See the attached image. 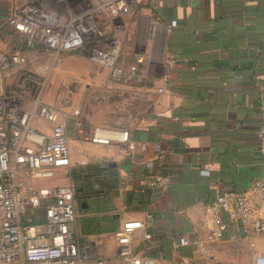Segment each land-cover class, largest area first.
Listing matches in <instances>:
<instances>
[{
	"label": "crops",
	"instance_id": "1",
	"mask_svg": "<svg viewBox=\"0 0 264 264\" xmlns=\"http://www.w3.org/2000/svg\"><path fill=\"white\" fill-rule=\"evenodd\" d=\"M29 1L0 0V51L35 49L10 30L7 20ZM148 7L159 24L143 17L149 41L137 82H111L106 71L96 78L101 101L125 105L129 111L124 115L133 119L125 130L116 128L128 133L127 145L111 143L97 150L98 164H115L120 180L111 210L86 212L85 217L100 218L101 232L83 240L77 236L110 259L114 232L150 212L147 230L133 236V250L155 264L180 259L196 264L198 254L210 248L203 206L232 189L249 193L264 173L257 139L264 104V48L257 41L264 32V0H150ZM7 77L0 78L1 86ZM123 117L116 114L113 125L120 126ZM148 175L169 178V184L137 192ZM250 202L254 223L264 213L252 196ZM252 223L247 235L229 240L233 232L228 228L214 244L264 240ZM145 232L151 241L143 240ZM178 237L187 238L189 246L174 249Z\"/></svg>",
	"mask_w": 264,
	"mask_h": 264
},
{
	"label": "built area",
	"instance_id": "2",
	"mask_svg": "<svg viewBox=\"0 0 264 264\" xmlns=\"http://www.w3.org/2000/svg\"><path fill=\"white\" fill-rule=\"evenodd\" d=\"M143 0H30L9 16L8 27L46 52H74L106 70L112 81L128 84L135 79L142 57L127 72L120 65L122 43L117 19L127 16ZM27 64L23 54L0 51V78L21 72ZM24 82L28 81L23 78ZM35 93V91H34ZM31 92L24 97L6 95L0 83V264H155L133 250V236L146 231L152 221H125L114 232L115 253L105 258L91 243L80 244L71 184L36 188L34 183L68 172L70 147L65 122L55 108L41 104ZM35 124L46 126V130ZM258 151L264 157V104L257 130ZM90 142L128 144V133L96 127ZM169 178L148 175L137 192L168 186ZM251 196L264 213V173L249 193L235 189L202 208L206 241L224 239L228 228L235 240L248 234L252 223ZM42 212L43 222L33 225L29 216ZM264 237V217L252 223ZM143 240L151 235L145 232ZM189 246L178 237L174 249ZM147 249H150L148 247ZM264 264V260L261 261ZM174 264H194L180 259Z\"/></svg>",
	"mask_w": 264,
	"mask_h": 264
},
{
	"label": "rangeland",
	"instance_id": "3",
	"mask_svg": "<svg viewBox=\"0 0 264 264\" xmlns=\"http://www.w3.org/2000/svg\"><path fill=\"white\" fill-rule=\"evenodd\" d=\"M149 3L150 0H143L127 16L115 21L120 28L118 36L122 43L120 65L125 72L135 65V58L147 54L149 40L143 32L146 30L147 20H143V17H149L148 23L159 24L148 10ZM22 54L27 64L21 72L12 73L2 80L4 93L24 97L35 91L34 94L41 104L59 111L61 119L66 124L70 147L68 172L58 170L53 179L36 182L34 186L41 188L71 184L68 175L71 169L85 164H98L101 153L97 150L111 147V143L101 145L90 142L91 132L96 127L125 130L127 121L133 118L131 115L130 117L124 115L129 111L125 105L111 99L105 103L101 101L96 78L101 77L106 70L95 66L79 54L46 52L38 46L31 50L25 47ZM153 76L149 77L148 81ZM23 78L28 81L24 82ZM109 79L112 82L110 76ZM135 82L137 74L127 85H133ZM116 114L124 116L120 126L113 125ZM85 212L80 205H75L77 221L87 215ZM76 229L78 233L77 225ZM215 242H207L210 248L206 255L198 254L200 258H197L196 264H262L261 261L264 260V240L255 242L244 239L214 244Z\"/></svg>",
	"mask_w": 264,
	"mask_h": 264
},
{
	"label": "trees",
	"instance_id": "4",
	"mask_svg": "<svg viewBox=\"0 0 264 264\" xmlns=\"http://www.w3.org/2000/svg\"><path fill=\"white\" fill-rule=\"evenodd\" d=\"M262 34V40L258 39L257 41L262 43L261 48H264V32ZM68 175L75 205L78 204L81 207L84 205L85 207L82 208L92 214L111 210L109 202L112 195L117 191L120 181L115 168L107 167L106 164L91 163L71 169ZM29 219L33 225L41 224L43 222L42 212L38 211L33 215L31 214ZM99 221L100 218L95 216L81 217L78 221L76 219L79 234L82 236L81 240L88 235L101 232ZM81 240L79 239V243L84 244Z\"/></svg>",
	"mask_w": 264,
	"mask_h": 264
},
{
	"label": "water",
	"instance_id": "5",
	"mask_svg": "<svg viewBox=\"0 0 264 264\" xmlns=\"http://www.w3.org/2000/svg\"><path fill=\"white\" fill-rule=\"evenodd\" d=\"M106 166L110 167V168H115L116 167L115 164H113V163H108V164H106ZM82 207H85V206L83 205Z\"/></svg>",
	"mask_w": 264,
	"mask_h": 264
}]
</instances>
